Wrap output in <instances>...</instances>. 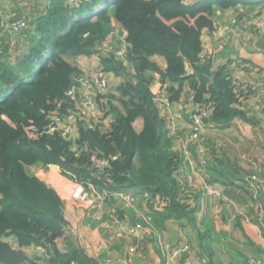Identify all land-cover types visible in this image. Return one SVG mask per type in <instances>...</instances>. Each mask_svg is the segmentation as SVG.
Listing matches in <instances>:
<instances>
[{
	"label": "trees",
	"instance_id": "obj_1",
	"mask_svg": "<svg viewBox=\"0 0 264 264\" xmlns=\"http://www.w3.org/2000/svg\"><path fill=\"white\" fill-rule=\"evenodd\" d=\"M214 6L245 18L254 10L264 12V0L193 5L183 0H0V264H38L27 255L31 246L45 251V264H98L80 246L59 194L30 172L48 167L58 168L76 187L107 193L128 189L161 201L162 216L180 232L188 231L196 248L192 233L200 238L195 232L200 186L190 190L179 180L184 157L171 149L173 132L166 129L156 99L188 96V105L206 109V129L229 128L234 119L264 128L255 115L264 114V106L251 105L254 91L232 79L230 61L214 69L213 55L203 53V34L219 29ZM16 21L25 23L17 32L9 27ZM111 23L125 32L121 45L108 35ZM93 55L102 71L120 80L107 99L95 98L98 105L105 101L101 105L114 119L104 131L77 117L68 141L61 131L68 113L77 110L76 99L67 93L79 88L82 75L68 57ZM155 57L163 60V68L151 60ZM185 83L189 89L183 94ZM138 118L143 121L139 134L133 128ZM91 156L103 160V169H93ZM259 179L262 183L252 182V188L250 177L240 181L258 206L260 198L253 194L264 190V175ZM196 250L202 263L210 257Z\"/></svg>",
	"mask_w": 264,
	"mask_h": 264
},
{
	"label": "rangeland",
	"instance_id": "obj_2",
	"mask_svg": "<svg viewBox=\"0 0 264 264\" xmlns=\"http://www.w3.org/2000/svg\"><path fill=\"white\" fill-rule=\"evenodd\" d=\"M240 10L245 11L246 8ZM230 13H233L232 16L227 19H218L217 21L221 34L214 46V49L216 46H219V48L213 54L215 57H218L222 52L220 57L221 64L226 60L222 59V56L226 53L224 48L234 41V37L228 32L229 30L244 31L255 39L264 40V13L260 14L254 10V12H249L248 18H245L246 16L239 17V11L233 10ZM233 21L237 25L232 26ZM108 33L109 37H115V42L118 38L119 44H122L124 33L116 24L111 23ZM207 39L206 37L205 42ZM223 41L226 42L224 46L222 44ZM236 41L244 43L243 47L247 43V40L242 37L237 38ZM243 47L240 48V51ZM240 60H242L239 62L241 68L246 69V65H244L246 62L243 61L244 59ZM96 61L94 62V67L86 69L87 71L83 75L93 73L98 67V60ZM213 65L214 67L218 66V59L217 61L214 60ZM250 72L257 79L254 85L260 84L262 85L261 90H264V74H257L256 70ZM244 75H246L245 72L239 74L240 77ZM238 82L239 84L241 83L240 80ZM251 85L252 83L250 82L249 87ZM162 101L165 102L164 100ZM157 103L160 106L162 102L158 101ZM192 106L188 105L184 99L182 104L176 107L180 111L178 121L174 122L173 126H170L175 136V143L174 145L172 144L171 149L181 151L184 155V164L176 172L181 183L189 182V185H187L188 189L193 184H197L200 186V194L202 196L204 180L207 176L209 174L211 178L219 176L217 171L210 173L208 167L216 165L220 167V162H223L221 167L226 172L233 173L240 171L241 177L244 174L251 176L255 172V167L260 162H258L257 157L249 149V142L246 141L245 136L233 132L235 128L232 130L219 129V127L212 125L211 128H204L199 133L197 140L190 138L191 134L189 130L192 112H195V110H192ZM160 110L164 113V109ZM236 122L239 123V120ZM235 126L233 125V127ZM228 161L234 162V166H230V162ZM30 172L47 186L55 188L57 193L61 195L66 205L65 214L67 220L72 226L74 225V228L80 220H83V225L96 235L100 255L95 257L99 262H103V259H106L108 256L116 264H154L146 259L149 254H152L153 257L159 258L160 264H196L193 261H196V252L198 251L196 248H193L188 231H176L172 226L174 224H169L168 221L166 224V222L163 223L158 219L157 213L161 215L163 213L161 201L152 199L149 195L146 196L147 198L139 197L136 193L133 194L132 192H130L132 202L129 205H123L120 198H117L115 202L108 199L100 201L98 197L92 198L91 195L87 199H82V194L85 191L82 188H77L74 191L76 194L72 196L70 184H68L70 182L69 179L58 174L59 171L55 168L48 167L41 171L36 172L32 170ZM238 193L241 194L240 192ZM222 194L223 199L220 202L217 201L211 204L212 201H205L202 197L197 203L202 209L206 208L205 213L202 209L199 210L198 216L201 215L203 217L205 214L206 217L204 218H206L207 224H212L210 227L215 226L213 223H219L220 220L225 221L227 219L229 223L234 222L240 230L244 225L246 226V224L252 221L255 224L257 223V225L262 224L264 210L261 204L258 206L245 196L244 206L241 201H237L238 197L233 200L228 197L227 193L222 192ZM214 204L216 208L212 210ZM261 209L262 211H260ZM215 211L217 212L214 214ZM167 225H169L170 230ZM248 233L249 231L247 233L244 231L243 236L246 237ZM172 234L176 236V240H171ZM227 237L231 239V242H235L232 235L228 234ZM230 244L231 247H234L232 246L234 245L233 242ZM212 245L216 247L215 243H212ZM236 252L246 255L240 249ZM227 254L229 255L230 252H227ZM101 255L103 258H101ZM35 256H37L35 259L38 260L39 264H45L46 256L36 255L34 252H31V257ZM243 259L240 257V264H246Z\"/></svg>",
	"mask_w": 264,
	"mask_h": 264
},
{
	"label": "crops",
	"instance_id": "obj_3",
	"mask_svg": "<svg viewBox=\"0 0 264 264\" xmlns=\"http://www.w3.org/2000/svg\"><path fill=\"white\" fill-rule=\"evenodd\" d=\"M198 1L199 0H183V3L185 5H193ZM236 10H238V9H236ZM213 11L216 12L215 19H217V21H218V19H223V18L227 19L228 17L232 16V14H233V13H230L233 10L220 11V9L218 7H213ZM123 33H124L123 37H125V32H123ZM220 34H221V31L219 29L217 31L211 33V34H209V33L203 34L202 42H203V48L205 51L204 53H207L209 55L210 54L213 55L212 56V64L214 63V60L217 61V59H218V66L224 64L226 61H230V67L229 68H230V72L232 75V79L235 82H238L240 80L241 83L239 84V82H238L237 83L238 85H244V84L249 85L250 82L251 83L256 82L257 79H255V76H252L250 71L256 70L257 74H264V40L255 39L254 37L249 36V34L245 33L244 31L243 32L238 31L237 34L233 38V40H234L233 43L231 42L230 45H228V47L224 48L226 53H225V55L222 56V59H226V60H224L223 63L221 64L220 63V61H221L220 57H221L222 52L220 53V55H218V57L217 56L215 57L213 54V52H215L214 46H215L216 42L218 41ZM206 37L208 39L205 42ZM239 37L240 38L242 37L245 40H247L245 47H243L244 43H242V42L239 43L236 41L237 38H239ZM241 47H243V48L240 51ZM228 50H229V52H228ZM68 59L80 69V71L82 72V75L84 74L85 71H87L86 69L94 67V62H97L96 59L93 58L92 56L91 57L76 56V57H68ZM240 59H244L243 61L246 62V64H244V65H246V69L241 68L239 62L242 60H240ZM151 60L153 62L157 63L160 67H162V68L164 67V62L161 58L155 57V58H152ZM218 66L214 67V65H213V68L215 69ZM242 72H245L246 75H244L243 77H240L239 74H242ZM108 78H109L108 83H109L110 88L114 87L115 85H117L120 82V80L118 78H116L115 76H113L112 74H108ZM182 89H183V94H184L185 90L189 89L188 84L185 83L184 86L182 87ZM81 96H82V91L77 92L76 97H75L76 103L79 102ZM184 96H186V95H184ZM162 97H164L163 100L169 105H168L167 109L163 110L164 113L161 111V114H162L164 120L168 116L172 117L171 126H173L174 122L178 121L179 115H180V111H179V109H176V107L180 106L182 104V101L185 98H187L188 96L183 97V98L181 97L179 100H176L173 102L170 101L169 98H166V96L164 94H162ZM162 97H158V98H162ZM101 102H102V104H104L105 101L99 102V105H100L99 106L100 107L99 114L96 117L92 118L91 121H89L86 124L92 129L100 128L104 131H107V130H109L110 125L114 119V113L111 111L109 112L107 106L102 107ZM116 106H118L116 108L120 107L117 104H116ZM258 114L259 113L255 114L257 116V119H259ZM76 119H77V117H76ZM237 120L238 119H234L228 125L229 128L228 127H223V128L224 129H231V130L233 128H235L233 131L234 133H239V135L243 134L246 138V141L249 142V149L252 151L253 155L257 157L258 162H260V164L258 163V166L262 165L264 167V129H262L259 122L256 124V121H255V124H253L251 122L243 123L242 121L239 120V123H237L236 122ZM233 125H236V126L233 127ZM74 126L76 127V124H74ZM133 128L137 134H139L142 131L143 121L141 118H138L134 121ZM212 128H214V127H212ZM166 129L169 131V133L171 131L173 132V130L168 126ZM170 135L172 138L171 143L174 145V143H175L174 132L170 133ZM173 136H174V139H173ZM172 144H171V146H172ZM172 150H174V149H172ZM175 152L176 153L179 152L178 153L179 157L181 158V160H183V157H184L183 153L181 151H175ZM229 160H231V159H229ZM228 162H230V161H228ZM182 164H183V162L181 163V165ZM221 164H223V162H220V167L217 165L215 166V169L217 171L222 172V174H220L216 178H212V179H215V181H218V183L214 182L213 184H215L216 186L219 187L221 193L222 192L227 193L229 198L234 200V198L238 197L237 201H241V203H243L242 205H244L245 200H246L245 196L249 200V195H247L246 191H244L245 188L243 189L241 187L244 185L240 181H243L244 179L247 180L248 177H250V176H248V175L246 176V174H245V176L242 175V177H241L240 171L239 172H233V173H229V171L226 172L221 167ZM234 164H235L234 162H230V166L233 167ZM210 167H212V166H210ZM51 168L54 169L55 167H51ZM55 169L57 171H59L58 168H55ZM41 170H44V169L34 170V171L37 172V171H41ZM216 170H214V171H216ZM209 172L212 173V171H210V170H209ZM58 174H60V173L58 172ZM208 176H207L208 178H211L210 174ZM222 180L228 181L226 186H223L222 184H220V182ZM68 184H70V191H72L71 193L73 194V195L72 194L71 195L74 196V194H76L74 191L79 187L74 186L71 181ZM249 185H250V187L252 185L254 186V184H252V183H249ZM237 186H240V187L237 188ZM250 187H247V188H250ZM50 188H53V187H50ZM53 189L55 190V188H53ZM191 189H192V186L190 187V190ZM262 191H264V190H262ZM238 192H240L241 194H239ZM256 194L254 193L253 197L259 198L260 194H258V193H256ZM59 196L61 197L60 194H59ZM137 196L146 197L147 194H137ZM69 197H70V195H69ZM201 198H202V196H201V194H199V197L197 198V200L199 201ZM61 199L63 200L62 197H61ZM115 201H116V199L114 200V202ZM198 201H196V204L198 203ZM217 201L220 202V200H213L211 204H213V202H217ZM259 201H260V199H259ZM63 203H64V201H63ZM117 203H119V202H117ZM196 204L194 202V205H196ZM215 206L216 205L214 204V207L212 208V210L216 208ZM65 209H66V205L64 203V216H65V219L67 220V217L65 214ZM195 209H196V212H195V228H196L195 232L199 234L198 236H200V238H197L195 236V234L192 233V237L194 239L193 244L195 245L196 248L199 247L200 249H204L207 251V253L210 255V257H208V259L206 261L208 264H240V257L244 258L243 260L246 264L257 263V262L260 264H264V224H263V222H261L262 224L258 223L259 225H257V223L255 224V222L252 221L251 223L246 224V226L244 225L242 227V229L240 230L239 228H237V225L234 222L229 223V220L227 219L225 221L220 220L219 223H217V222L213 223L215 226L210 227V225H212V224H207L206 218H204V217H206L205 214L203 217L201 215L198 216V212H199V210L202 209V207H198ZM202 211H204V213H205L206 208H203ZM253 211H254V213H256L255 210H253ZM216 212L217 211H215L214 214ZM196 214H197V216H196ZM157 216L161 222H163V223L166 222V224H167V221L169 219H167L165 216H162L161 214H158V213H157ZM83 223H84L83 220H80L77 223V225L75 226V228L73 227L74 225L72 226L69 223L70 226L72 227L73 231H74V234L78 238L80 246L83 248V250L85 251V253L88 256L95 258V260L98 262V264H108L106 262V259H110V258H108V256L106 259H103V262H99V260L96 258L98 255H100V253H99L100 248H99V245L97 243V237L92 231L88 230L86 228V226L83 225ZM169 224H171V222H169ZM172 226L171 227L177 231V228L174 225H172ZM167 227L169 228V225H167ZM169 230H170V228H169ZM244 231L246 233L249 231V233H248L249 235L247 234L246 237H244L243 236ZM228 234L232 235L233 239L236 242L235 243L234 241H232L234 243V245H232V246H234V247L230 246L231 245L230 243H232V242H231V239L227 237ZM176 235H177V233H176ZM215 236H217V237H215ZM171 240H176V236L172 234ZM212 243H215L216 247L213 246ZM254 246L256 248L261 249V252L263 255L257 254V252L255 251L256 248H254ZM239 249L242 252H245L246 255H244L242 253H237L236 251ZM31 252H34L36 255L46 256L45 251L42 248H39L36 246H31L27 250V255L30 258L35 259L37 256L31 257ZM227 252H230V254L228 255ZM208 254H207V256H208ZM155 257L156 256L153 257L152 254H149L148 258H146V259L148 261L153 262L154 264H160L159 258H155ZM101 258H103L102 255H101ZM109 264H116V263H115V261L111 260V263H109Z\"/></svg>",
	"mask_w": 264,
	"mask_h": 264
},
{
	"label": "built area",
	"instance_id": "obj_4",
	"mask_svg": "<svg viewBox=\"0 0 264 264\" xmlns=\"http://www.w3.org/2000/svg\"><path fill=\"white\" fill-rule=\"evenodd\" d=\"M235 22L233 21V24ZM25 26L24 21H16L13 24L9 25V27L17 32L20 29H22ZM234 26V25H232ZM224 30V29H223ZM228 32H230L231 36H235L238 31L231 29ZM226 42L223 41V46ZM219 46H216L215 50L218 49ZM118 56H121V52H116ZM204 53V51H203ZM96 60H98V55H93ZM108 74L102 71V69L98 67L93 71L90 75H81L77 78V84L79 85V88H72L70 91H68L67 95L70 97H76L77 92L82 91V96L78 103H76L75 108L77 112H69L66 118V121L63 125L61 135L68 141L72 140L74 137V131H75V122L74 120L76 117L80 118L81 121L88 123L91 121L92 118L96 117L100 112V107L97 104L95 98L97 96L101 98H105L108 95L109 91V83H108ZM255 83V82H254ZM252 83L251 90L254 91L253 93V99L251 105L254 107H259L261 109L264 106V90H261L262 85H254ZM254 85V86H253ZM164 98H157L156 102L160 101L162 102L159 106L157 103V106L159 109H167L168 105L166 102H163ZM162 107V108H161ZM192 110H195V112H192V121L190 123V138L192 140H197L199 133L206 128L204 120L207 117V111L204 108V106H192ZM161 111V110H160ZM262 113V112H261ZM259 119L261 121L264 120V114H259ZM166 126L170 127L172 122V117L165 118ZM264 129V128H263ZM93 169L101 170L104 167L103 160L91 156L89 159ZM184 164V163H183ZM263 174L264 171L260 169V166L255 167V172L250 176V182H255L256 184L262 183V181L259 179V176ZM189 183V182H188ZM189 185V184H188ZM204 190L202 197L204 200L213 201V200H221L222 193L218 186L215 184L206 185L204 184ZM81 188V187H79ZM83 194L82 199H87L88 196L91 195V197H98L100 201H104L106 199L114 201L117 198H120L123 205H129L132 202L131 194L128 191L120 190L113 193H107L105 190H99L96 187L91 186L88 189L82 188ZM56 191V190H55ZM256 194V193H255ZM262 211V209L260 210ZM263 213V212H262ZM264 222V220L262 221ZM106 262L109 264L111 263L110 259H106ZM196 264H205L206 262L203 261V263L196 259V261H193ZM253 264H260V263H253Z\"/></svg>",
	"mask_w": 264,
	"mask_h": 264
},
{
	"label": "water",
	"instance_id": "obj_5",
	"mask_svg": "<svg viewBox=\"0 0 264 264\" xmlns=\"http://www.w3.org/2000/svg\"><path fill=\"white\" fill-rule=\"evenodd\" d=\"M260 203H261V206H262V208H263V210H264V191H262L261 193H260Z\"/></svg>",
	"mask_w": 264,
	"mask_h": 264
},
{
	"label": "clouds",
	"instance_id": "obj_6",
	"mask_svg": "<svg viewBox=\"0 0 264 264\" xmlns=\"http://www.w3.org/2000/svg\"><path fill=\"white\" fill-rule=\"evenodd\" d=\"M214 7H216V6H214ZM110 88V87H109ZM122 190H124V189H122ZM128 192H132L133 193V191L132 190H128V189H126ZM120 191V190H119ZM125 191V190H124ZM134 194V193H133Z\"/></svg>",
	"mask_w": 264,
	"mask_h": 264
}]
</instances>
